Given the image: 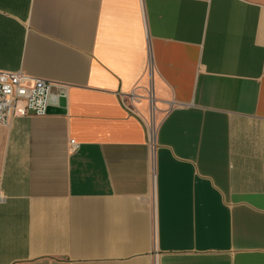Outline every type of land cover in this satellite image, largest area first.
Returning a JSON list of instances; mask_svg holds the SVG:
<instances>
[{
  "label": "crops",
  "instance_id": "0c3cea01",
  "mask_svg": "<svg viewBox=\"0 0 264 264\" xmlns=\"http://www.w3.org/2000/svg\"><path fill=\"white\" fill-rule=\"evenodd\" d=\"M0 70V264H264V0H0Z\"/></svg>",
  "mask_w": 264,
  "mask_h": 264
},
{
  "label": "built area",
  "instance_id": "2783aa9c",
  "mask_svg": "<svg viewBox=\"0 0 264 264\" xmlns=\"http://www.w3.org/2000/svg\"><path fill=\"white\" fill-rule=\"evenodd\" d=\"M64 85L58 81L31 75L23 70H0V125L9 126L15 118L48 114V107L64 95ZM73 149L79 143L71 140ZM150 147L155 148L154 136Z\"/></svg>",
  "mask_w": 264,
  "mask_h": 264
},
{
  "label": "water",
  "instance_id": "95a60500",
  "mask_svg": "<svg viewBox=\"0 0 264 264\" xmlns=\"http://www.w3.org/2000/svg\"><path fill=\"white\" fill-rule=\"evenodd\" d=\"M59 99H60V102H61V104H62L63 101H64V100H63V97H60ZM53 101H56V99L53 98V99H52V102H53ZM60 110H61V109H58V108H56V107H54V106L51 105V106L48 107V114H49V113L51 114V113L62 112V111H60Z\"/></svg>",
  "mask_w": 264,
  "mask_h": 264
}]
</instances>
